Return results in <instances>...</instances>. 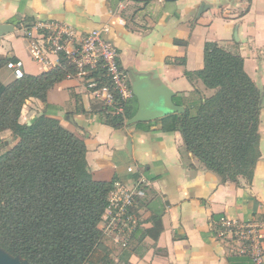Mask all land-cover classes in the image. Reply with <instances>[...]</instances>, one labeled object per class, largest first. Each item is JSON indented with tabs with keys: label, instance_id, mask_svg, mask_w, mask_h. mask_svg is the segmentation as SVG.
<instances>
[{
	"label": "crops",
	"instance_id": "0c3cea01",
	"mask_svg": "<svg viewBox=\"0 0 264 264\" xmlns=\"http://www.w3.org/2000/svg\"><path fill=\"white\" fill-rule=\"evenodd\" d=\"M51 21L80 33L108 27L103 39L117 52L130 90L134 80L150 88L165 86L174 94L173 103L184 110L187 102L214 94L185 73L203 68L204 44L215 42L243 58L264 105V0H0V25L12 27L0 36V58L19 62L31 76L56 67L58 59L52 54L47 67L33 63L24 37L26 29ZM0 79L10 82L12 72L1 69ZM90 99L81 80L66 79L47 93L46 104L27 101L20 123H30L43 112L58 120L84 142L95 181H146L145 198L136 209L140 231L126 248L128 264H255L229 254L215 239V229L221 218L244 225L264 221V107L259 113L260 158L251 182L239 177L236 183H222L185 149L179 132L159 130L156 121L166 116L113 129L90 111ZM79 107L85 113H77ZM1 141L2 153L17 143L9 131L1 134ZM129 167L133 173L127 172ZM162 209L161 233L157 239L145 235ZM113 252L118 262L122 251Z\"/></svg>",
	"mask_w": 264,
	"mask_h": 264
},
{
	"label": "trees",
	"instance_id": "16d2710c",
	"mask_svg": "<svg viewBox=\"0 0 264 264\" xmlns=\"http://www.w3.org/2000/svg\"><path fill=\"white\" fill-rule=\"evenodd\" d=\"M10 62L15 60L0 58V70ZM243 62L238 53L215 42L205 43L203 68L185 76L199 79L214 94L185 105L182 102V114L156 121L163 133L179 132L185 149L222 183H236L239 177L250 183L260 158L263 96L246 74ZM117 64L121 68L118 59ZM74 74L76 69L60 55L58 65L45 73L23 74L19 79L12 74L8 83L0 79V144L5 131L17 140L12 149L0 153V248L27 264H112L110 253L102 248L99 225L116 181L92 178L84 142L58 120L43 112L30 125L20 123L27 101L46 104L47 93ZM84 80L107 87L114 97L113 106L90 105L104 125L120 129L135 115L136 99L131 96L123 101L106 70L100 66L88 69ZM71 96L79 101L77 94ZM119 105L120 113L115 110ZM76 112L85 113L80 107ZM162 211L145 235L157 239L162 231ZM129 256L128 250H123L117 263L128 264Z\"/></svg>",
	"mask_w": 264,
	"mask_h": 264
},
{
	"label": "built area",
	"instance_id": "2783aa9c",
	"mask_svg": "<svg viewBox=\"0 0 264 264\" xmlns=\"http://www.w3.org/2000/svg\"><path fill=\"white\" fill-rule=\"evenodd\" d=\"M37 30L35 36L33 32ZM109 31L108 27L80 33L70 26L51 21L40 24L34 28L26 29L24 37L28 43L31 60L35 64L47 67L49 55H60L76 69V74L67 79H79L83 82L85 90L91 99H97L107 106L114 105V97L107 87H99L94 82H86L88 69L100 66L106 70L121 99L131 98L132 92L128 89L129 78L126 72L117 64V52L110 42L103 39ZM7 68L16 79L23 76L21 64L10 62ZM120 113L122 106L115 107ZM128 173L134 169L127 168ZM147 183L138 179L134 184L115 182L107 198L105 209L99 229L102 233V242L108 240L119 250H125L133 233L138 227L136 209L140 200L145 198ZM264 221L244 225L227 218L219 219L215 229V239L224 244L233 256L245 257L258 264L264 259Z\"/></svg>",
	"mask_w": 264,
	"mask_h": 264
},
{
	"label": "water",
	"instance_id": "95a60500",
	"mask_svg": "<svg viewBox=\"0 0 264 264\" xmlns=\"http://www.w3.org/2000/svg\"><path fill=\"white\" fill-rule=\"evenodd\" d=\"M203 8V6H202ZM203 9L200 10L201 14ZM12 30L10 25H0V36ZM132 96L137 101L135 115L126 121V125H134L141 122H148L171 114H182L184 109L173 103L174 94L165 86L150 88L147 83L134 80L132 84ZM264 105L261 102L260 108ZM30 125V123H27ZM0 264H27L20 257H12L0 248Z\"/></svg>",
	"mask_w": 264,
	"mask_h": 264
},
{
	"label": "rangeland",
	"instance_id": "374dc122",
	"mask_svg": "<svg viewBox=\"0 0 264 264\" xmlns=\"http://www.w3.org/2000/svg\"><path fill=\"white\" fill-rule=\"evenodd\" d=\"M128 89L130 90L129 86H128ZM89 103L94 108H100L101 104H103V102H101L100 100H97V99H90ZM3 150H4L3 144H0V153H2ZM102 248L107 250L110 254H113V256H110V260H112V264H117V262L115 260V256H116L117 252H113L114 248H116L114 246V244L112 242L108 241V240H105V243L104 242L102 243Z\"/></svg>",
	"mask_w": 264,
	"mask_h": 264
}]
</instances>
